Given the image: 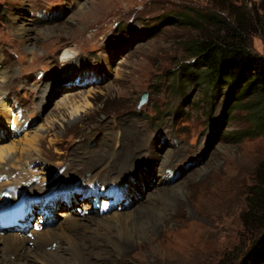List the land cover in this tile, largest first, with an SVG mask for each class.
I'll return each mask as SVG.
<instances>
[{
  "label": "rangeland",
  "instance_id": "rangeland-1",
  "mask_svg": "<svg viewBox=\"0 0 264 264\" xmlns=\"http://www.w3.org/2000/svg\"><path fill=\"white\" fill-rule=\"evenodd\" d=\"M187 16L194 17L193 24L184 22ZM27 17L49 31L34 32L32 40L19 33ZM239 20L248 48L264 56V0H0V71L10 80L4 100L11 111L5 119L0 106V146L14 141L20 146L27 132L39 139L28 161L17 162L18 154L0 168V182L51 183L47 178L60 177L76 148L99 153L117 135L123 149L135 138L153 155L139 160L132 202L116 208L135 211L160 187L156 156L174 150L183 161L167 166L173 173L164 187L174 205L132 240L133 252L103 264H239L264 232V203L249 209L252 188L264 177L259 112L233 107L226 90L213 96L198 81L179 86L183 69L194 62L189 43L214 38L223 33L224 23ZM66 51L77 62L70 81V65L61 59ZM144 93L148 100L139 106ZM44 169L45 180L39 173ZM66 200L67 205L62 194L56 196L48 218L63 219L60 213L68 210L85 216V206H92V198L82 204L77 193ZM188 216L187 233L176 241L165 236L163 230ZM37 217L22 228L29 232L51 224L41 227ZM166 217L171 221L164 224Z\"/></svg>",
  "mask_w": 264,
  "mask_h": 264
},
{
  "label": "bare ground",
  "instance_id": "bare-ground-1",
  "mask_svg": "<svg viewBox=\"0 0 264 264\" xmlns=\"http://www.w3.org/2000/svg\"><path fill=\"white\" fill-rule=\"evenodd\" d=\"M37 20L34 17H27L19 24V33L26 34L32 40L34 32L49 31L48 28L43 30L36 28L34 22ZM61 59L63 63L70 65L66 72L68 80L74 79L71 78L73 76L71 73L75 71L71 67L77 63L74 54L66 51L62 54ZM40 74L41 72L37 76ZM9 82L6 71H0V106L5 111L2 114V116L6 115L5 119H10L11 116L10 107L4 100L5 89ZM79 108L77 106L74 112L78 113ZM19 141L22 143L20 146L17 141L9 144L4 143L0 146V168L4 167L6 162L16 159L18 154L20 158L16 159L17 162L25 160L23 158L28 161L29 151L36 150L39 143L38 136H31L29 132L24 134ZM120 144V138L116 135L111 139L108 149L99 153L85 152L82 151L83 149L75 147L76 149L71 151L67 162L62 167L60 177L47 178L46 169L40 170L39 173L44 175L42 179H51L52 182L44 185L40 183L37 187H30L29 190L44 193L54 184L68 186L80 183L86 190H93L98 194L100 190H107L111 185L123 192L125 198L119 206L124 207V203L132 202L133 194L137 192L133 176H137L141 170L142 164L139 160L148 154L152 156L153 151H145V148L141 147L140 140L135 138L127 148L119 149ZM174 153L177 152L170 150L156 156L160 170L158 176L160 187L154 192L148 193L146 200L137 205L135 211L122 210L120 212L115 210L111 215L100 216L95 213L91 205H86L84 211H89L87 215L81 216L79 212L72 210L64 211L60 213L63 219H56V216L48 218L47 220H53V222L42 230L32 229L26 232V229L18 228L17 225L0 230V264H103L112 256L120 259L133 252L135 249L132 243L136 237L144 233L146 229L154 227L158 223V214L166 207L174 205L173 197L167 196V190L164 188L168 185L165 181L173 173V169L167 166L183 161L182 158H177ZM87 158L91 159L87 161ZM30 162L33 163L34 160ZM59 174L58 172L57 175ZM71 177H73V183L70 180ZM9 185L15 184L0 182V195ZM16 186L17 191L28 187ZM107 204L109 205L110 202ZM191 218L192 216H188L185 220H181L178 227L163 230L165 236L176 241L180 235L189 231L186 225L189 220L191 221ZM163 220L164 224L171 221L167 217ZM151 238V240H155L157 237L153 234ZM53 245H55L54 248Z\"/></svg>",
  "mask_w": 264,
  "mask_h": 264
},
{
  "label": "trees",
  "instance_id": "trees-1",
  "mask_svg": "<svg viewBox=\"0 0 264 264\" xmlns=\"http://www.w3.org/2000/svg\"><path fill=\"white\" fill-rule=\"evenodd\" d=\"M192 18L187 16L183 20L193 24ZM223 26L222 34L189 43L187 50L194 62L183 69L186 75L179 86L184 89L190 81H198L200 86L210 89L213 96L226 90L227 102L233 98V107L244 106L249 112H259L257 128L264 131V56L248 48L240 20L236 25L224 23ZM233 118L231 115L228 119ZM263 203L264 177L252 188L249 209H258ZM239 264H264V232Z\"/></svg>",
  "mask_w": 264,
  "mask_h": 264
},
{
  "label": "water",
  "instance_id": "water-1",
  "mask_svg": "<svg viewBox=\"0 0 264 264\" xmlns=\"http://www.w3.org/2000/svg\"><path fill=\"white\" fill-rule=\"evenodd\" d=\"M147 100H148V94L144 93L143 96H142V99H141V101L139 103V106L145 104L147 102Z\"/></svg>",
  "mask_w": 264,
  "mask_h": 264
}]
</instances>
